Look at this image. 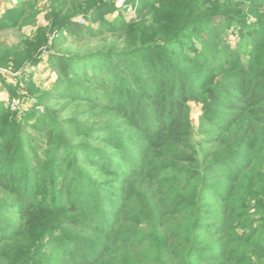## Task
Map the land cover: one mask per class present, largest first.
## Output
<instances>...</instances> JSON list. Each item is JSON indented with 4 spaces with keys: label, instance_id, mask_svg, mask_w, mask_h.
Here are the masks:
<instances>
[{
    "label": "trees",
    "instance_id": "trees-1",
    "mask_svg": "<svg viewBox=\"0 0 264 264\" xmlns=\"http://www.w3.org/2000/svg\"><path fill=\"white\" fill-rule=\"evenodd\" d=\"M16 1L0 31H36L0 66L23 74L53 46L59 79L3 83L35 104L0 100V264H264V0ZM144 177L155 200L131 191Z\"/></svg>",
    "mask_w": 264,
    "mask_h": 264
},
{
    "label": "rangeland",
    "instance_id": "rangeland-1",
    "mask_svg": "<svg viewBox=\"0 0 264 264\" xmlns=\"http://www.w3.org/2000/svg\"><path fill=\"white\" fill-rule=\"evenodd\" d=\"M118 3V0H117ZM18 4V2L16 0L12 1V0H0V19L4 16L5 12L11 8H14L16 5ZM18 6V5H17ZM45 6L40 5V10L41 11H45L43 10ZM118 7V5H117ZM132 9L133 7L130 6V9L128 10V14H126L127 19L129 20L130 18H132L131 16L134 17V14H132ZM39 10V11H40ZM120 10V9H119ZM118 14V12H117ZM116 14V15H117ZM44 13H41L38 16V22L37 24L39 25H45L46 22L44 20ZM113 18H115L113 16ZM113 20V19H112ZM88 22L85 19V24H87ZM93 28H95L96 25H92ZM36 31V28L34 26H22L20 29H11V30H6V31H0V50L4 49V48H19L23 41L25 39L31 38V36L34 34V32ZM55 37H59V34H55V36H53L49 42V44L51 45L52 40ZM60 47L59 49H57L58 52H60V54H66L67 50H71L72 49V53H75V49L76 46H73L71 42L70 44L65 43V42H61V38L58 39ZM238 42V41H237ZM236 41H233L231 46L232 48H236L237 46H240L239 42L237 43ZM90 43V42H89ZM87 43V45L89 47H96L98 45V41L95 40L92 43ZM54 45V44H53ZM55 53V49H53V46L51 47V51H49L48 48H43V50H41V56H42V60L39 63L38 66H33V67H29L26 69V71L22 74L21 72H15L13 69L11 68H3L0 66V70L1 72V77H0V100L3 102H6V104L10 107V109L12 111H17L21 108H31L33 107V105L35 104L34 98L33 97H27L24 100L20 101V100H10L9 95L7 94V90L6 88H4L3 83L5 82L8 86H13L16 87L18 86V83H16V80H20L21 84H23V88L24 90H27V85L33 84L36 87H39V91L41 93L43 92H47L48 90H50L53 85L58 81L59 77L57 75V73L55 72V70H53V65L51 64V62L49 61L50 56H53ZM51 60V59H50ZM19 82V81H17ZM17 84V85H16ZM26 86V87H25ZM25 90V93H26ZM23 93V94H25ZM44 94V93H43ZM48 106H50L53 110L55 111H59L62 107L65 106L66 103L62 102V101H53L50 103H47ZM192 120H193V124L196 127H198L199 125V116L201 115V107L197 104L192 103ZM38 109L40 111H44V107L41 105H38ZM30 110V109H29ZM94 122V120H93ZM29 134L32 136L33 138V147L39 148L41 149L42 147V138L39 136L38 131L34 130V129H29L28 130ZM33 149V148H32ZM31 149V150H32ZM30 150V152H31ZM139 150V149H137ZM40 152V151H39ZM133 154H135V152H133ZM163 174V173H161ZM152 176V175H149ZM135 179L132 181V185H131V191L135 192L137 191V189H141L143 190L147 197L149 198V200H155L156 196L154 194V184L152 186L153 182H158V178L156 179H152L150 177H144L143 179ZM157 186V185H156ZM139 206V202L137 201L136 197L130 199L129 201L125 202L123 201V205H121L120 207H123L124 212L126 213L123 215L124 218V222L126 224V226L128 227H133L134 225L132 224V218L133 216L136 214L137 212V208ZM112 217H116L118 218V213H113ZM211 223H214L215 221H209ZM138 228H141L140 226H137ZM144 228V226L142 227V229ZM222 231V236H224V240L227 241H231L232 238V234H233V228L231 229H227V222H224V227L222 229H220ZM75 244L74 241L68 242L64 245H68V250H69V256L73 257L75 262L77 263L78 260L80 259V256L77 255L76 252H72L71 250L73 249V245ZM49 247V245H48ZM80 248H77V250ZM81 250L84 252L89 251V249L85 248L84 246L81 248ZM60 264H73L72 261H70L69 259L65 258L61 261Z\"/></svg>",
    "mask_w": 264,
    "mask_h": 264
},
{
    "label": "built area",
    "instance_id": "built-area-1",
    "mask_svg": "<svg viewBox=\"0 0 264 264\" xmlns=\"http://www.w3.org/2000/svg\"><path fill=\"white\" fill-rule=\"evenodd\" d=\"M126 2H127V0H118V3H117V5H118V8L119 9H124L125 7H126ZM79 22L82 24V23H84L83 22V20H79ZM1 70H0V75H1Z\"/></svg>",
    "mask_w": 264,
    "mask_h": 264
}]
</instances>
